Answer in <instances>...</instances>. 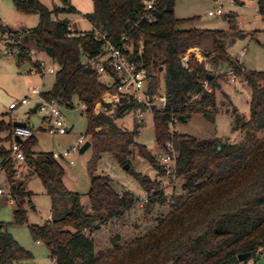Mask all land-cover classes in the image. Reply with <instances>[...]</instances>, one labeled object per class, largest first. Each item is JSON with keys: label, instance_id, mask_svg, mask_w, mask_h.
Returning <instances> with one entry per match:
<instances>
[{"label": "trees", "instance_id": "16d2710c", "mask_svg": "<svg viewBox=\"0 0 264 264\" xmlns=\"http://www.w3.org/2000/svg\"><path fill=\"white\" fill-rule=\"evenodd\" d=\"M13 3L19 12L39 18L38 26L22 35L18 63L30 62L41 70V63L32 59L31 50L25 45L32 42L59 66L52 89L42 92L41 97L48 102L57 101L62 108L74 109L76 102L85 108L87 137L93 151L88 164L91 178L87 195L91 212H88L83 195L66 187V171L53 154H37L35 136L21 144L26 162L34 168L53 202L52 219L43 226H30L31 236L46 245L55 264H248L264 246V72L246 71L238 59L232 58L223 46L226 32L182 29L193 19L176 17L175 0L161 1L154 24L142 21L144 11L139 0H93L95 9L85 18L94 29L105 33L116 45H120L123 36H128L136 55L141 41L144 42L143 63L151 80V93L163 90L170 101L168 109L154 112L157 146L163 151L169 141L174 143L178 178L183 181L182 190L186 194L175 199L170 212L145 236L125 246L116 243L95 254V241L90 235L97 229V223L123 216L140 201L131 192L116 191L108 176L96 174L102 156L111 154L121 166L129 164L128 172L149 193L159 186L158 176L152 179L136 172L131 158L145 160L160 175L158 157L136 143L137 130H123L116 123L137 107L134 102L124 101L113 116L95 114L103 96L115 92L117 85L102 81L84 62L86 55L101 54L104 42L95 40L93 31L78 33L70 28L69 20L58 18L76 10L68 7V3L52 9L41 0H13ZM257 4L264 17V0H257ZM0 32L20 35L4 25H0ZM199 47L208 51L207 57L215 55L213 62L227 63L231 70L243 75L252 88L249 119L234 111V131L263 133L248 148L221 138L205 140L170 133L168 124L173 116L185 122L193 115H202L216 122V76L197 59L189 61V68L181 61L191 49ZM160 72L164 74L163 80L156 74ZM205 80L211 92L205 89ZM194 96L199 98L192 100ZM14 130V123L0 119V143L12 141ZM0 155L1 168L7 174L18 206L14 223L23 224L27 220L25 201L33 193L24 189L23 182L16 181L19 166L11 159V152L1 146ZM62 200L71 205L66 212L59 206ZM155 203L166 204L164 192L151 196L148 209ZM0 225V264L32 258V253L4 230V224ZM248 253L250 258L241 263L239 256Z\"/></svg>", "mask_w": 264, "mask_h": 264}, {"label": "rangeland", "instance_id": "374dc122", "mask_svg": "<svg viewBox=\"0 0 264 264\" xmlns=\"http://www.w3.org/2000/svg\"><path fill=\"white\" fill-rule=\"evenodd\" d=\"M42 1L47 6H53V4L62 6L64 3L63 0ZM71 1L76 12L67 15L72 21L92 13L95 9L93 0ZM222 2L226 17H210L208 15V12L216 9L217 5L213 0H175V15L178 19H193L182 27L184 30L202 29L226 32L227 38L223 41V46L232 58L238 59L246 71L264 72V17L258 12L257 0H222ZM0 16L12 30L22 35L27 30L36 28L39 24L38 16L19 12L13 0H0ZM72 28L77 27L72 23ZM80 28H83V25ZM6 48H8L7 43L0 32V119L11 123L27 124V127L36 133L38 145L35 152L37 154L61 152L64 148L74 144L80 137H87V115L85 108L79 102H76L74 109H61L65 125L70 131L67 135L54 137L47 133L48 124L44 122L46 112L41 111V109L36 112L32 111L37 104L41 103L39 96L33 93V89L37 88L42 92L50 91L55 83V74L46 71L44 76L36 71L30 73L29 70L32 69L33 65L30 62L19 64L17 56L5 54ZM32 50L35 53L33 57L36 58L37 62L44 63L46 70L50 67L57 72L59 66L54 64L44 51L35 46ZM207 53L208 51H205L204 48H193L182 57L181 61L186 65L192 58L197 59L207 67L210 74L216 76V122L212 123L202 115H193L187 121L178 124V133L205 140L221 138L248 148L255 140L261 138L263 133L247 134L234 131V111L241 117L249 119L252 88L244 76L240 74H237L238 81L232 82L230 66L221 61L213 62L215 55L211 54L207 57ZM40 57L43 59L39 60ZM156 74L163 80V72ZM101 80L107 83L111 82L108 77H102ZM26 98L30 101L27 106L19 107L15 112L9 109L10 104H20ZM95 114L97 113L95 112ZM116 123L123 130L131 132L137 130L139 133L136 137V143L146 146L157 157L162 154L157 146L154 118L151 115L141 121L131 111L118 118ZM6 135L5 133L2 137ZM87 141H90L89 137H87ZM1 146L9 150L11 141H4L0 143ZM92 157L93 151L89 149L83 154L81 151L73 154L74 165L60 162L66 171L64 177L66 187L70 191L83 195V201L88 212H91L87 197L91 188L88 164ZM16 162L19 166L16 181L23 182L24 189L33 193L32 197L26 199L24 205L27 220L23 224L14 223L15 211L18 206L12 197L7 174L1 170L2 158L0 155V188L5 191V194L0 197V224H4V230L12 234L21 246L32 253V258L14 264H54L49 249L44 243L35 241L30 232V226H43L52 219V199L46 194L39 177L34 174V168L26 161ZM131 162L136 172L157 179L158 172L145 160L131 158ZM96 174L108 176L112 186L120 194L126 191L131 192L140 201L146 195L141 184L111 154L102 156ZM182 184L183 181L181 180L176 183L177 199L186 195L182 190ZM59 206L62 212L68 211L71 207L66 200L60 201ZM148 207L149 204L147 207H141L138 204L119 218L97 223V229L90 235L95 241V254H100L114 247L116 243L125 246L145 236L171 210L169 204L155 203L150 209ZM248 264H264V256L255 255Z\"/></svg>", "mask_w": 264, "mask_h": 264}, {"label": "built area", "instance_id": "2783aa9c", "mask_svg": "<svg viewBox=\"0 0 264 264\" xmlns=\"http://www.w3.org/2000/svg\"><path fill=\"white\" fill-rule=\"evenodd\" d=\"M143 5L144 15L142 21L148 24H154L157 22V14L160 12V3L162 0H139ZM215 2L216 9L208 12L210 17L224 16L225 12L223 9L222 0H213ZM95 33V40L104 42L103 51L96 57L85 56V64L95 70L101 77H108L111 82L107 83L111 85H117L115 92H107L102 102L98 104L95 109L97 114H105L107 116H113L119 107H122L124 103L134 102L137 107L132 110L136 118L146 119L149 115L154 118L155 110L163 111L168 109L170 101L165 91H160L157 94H152L151 80L148 75V71L143 63L144 55V42L140 43L138 53H135V46L130 41L128 36H123L120 45H116L107 39L105 33H101L96 29L92 30ZM8 48L5 50L7 56H17L21 52V48H18L20 41L22 40V34L15 35L10 32H6L3 35ZM34 51H30V56L34 61H37L34 55ZM183 64V63H182ZM41 70L35 67L29 70L30 73L35 71L40 73L42 76L45 75V71L50 74H55V70L52 68L45 69V64L41 63ZM184 67L189 68L188 64H183ZM230 78L232 82L238 81V75L234 70L230 71ZM203 85L206 90L211 92L208 81H203ZM33 93L39 96L41 105L39 109L46 112L44 122L48 124L47 133L51 136H64L69 133L64 119L62 117L61 109L57 101H45L42 99V91L37 88L33 89ZM199 97L194 96L192 100H197ZM30 103L29 99H23L20 104L12 103L9 109L15 112L19 107L27 106ZM38 109V110H39ZM181 123V119L178 116H173L169 121V130L171 135L178 133V124ZM35 132L29 128L16 127L14 130L13 139L11 141V159L14 161L24 162L26 157L21 149V144L16 143V137H20L23 141L35 136ZM87 137H80L74 144L64 148L61 152H54L53 158L58 162H65L70 165H74L73 154L81 151L83 146L87 143ZM178 152L174 143L169 141L166 144L162 154L158 156V162L161 167L162 173L158 175L159 186L155 187L150 193L146 192L145 197L142 201H139L141 207H147L151 196L155 193L164 192L166 197V204L172 205L175 203L177 198L176 183L178 178L177 169ZM2 170V168H1ZM169 191V192H168ZM5 194V191L0 188V197ZM12 203V202H11ZM257 255L264 256V246L258 251Z\"/></svg>", "mask_w": 264, "mask_h": 264}, {"label": "crops", "instance_id": "0c3cea01", "mask_svg": "<svg viewBox=\"0 0 264 264\" xmlns=\"http://www.w3.org/2000/svg\"><path fill=\"white\" fill-rule=\"evenodd\" d=\"M54 1V0H53ZM41 2L43 3V1L41 0ZM63 5L62 6H57L56 4H53V6H47V5H45L44 3V5L45 6H47V7H49L50 9H52L53 7H64L65 6V3H68L69 4V6L68 7H72V8H74L75 10H76V8L73 6V3H72V1L71 0H63ZM80 13V15H82L81 14V12H79ZM87 15V14H86ZM58 18L59 19H67V20H69V22H70V28L73 30V31H76V32H78V33H82V32H91L93 29H94V26L85 18V15L83 16V17H81V18H78V19H76V20H73L72 21V19L71 18H69V16L67 15V14H60L59 16H58ZM0 21H2L1 22V25H4V26H8L9 28H11L5 21H3L2 20V17L0 16ZM39 22V21H38ZM72 23H73V25L75 26V27H77V28H72ZM81 25H83V28H80L81 27ZM12 29V28H11ZM28 31H30V30H27V32ZM25 45L31 50V51H33L32 49H33V47H34V45H33V43L32 42H27V43H25ZM194 49H197V48H194ZM43 59V57H40L39 58V60H42ZM70 132V131H69ZM38 243H40V242H38ZM53 263L55 264V262L53 261Z\"/></svg>", "mask_w": 264, "mask_h": 264}, {"label": "water", "instance_id": "95a60500", "mask_svg": "<svg viewBox=\"0 0 264 264\" xmlns=\"http://www.w3.org/2000/svg\"><path fill=\"white\" fill-rule=\"evenodd\" d=\"M222 17H224V16H222ZM40 105H41V103L37 104L36 107L32 109V111H33V112L38 111ZM16 127L26 128V127H27V124H25V123H14V128H16ZM15 141H16V143H18V144H22V143H23V140H22L20 137H18V136L16 137ZM90 147H91V142L88 141V142L83 146V148L81 149V153H82V154L85 153L87 150L90 149ZM124 168L128 171V170L130 169V165L127 164V165L124 166ZM0 229H1V225H0ZM250 256H251L250 253H248V254H244V255H240V256H239V261H240L241 263H243L244 261L248 260V259L250 258Z\"/></svg>", "mask_w": 264, "mask_h": 264}]
</instances>
